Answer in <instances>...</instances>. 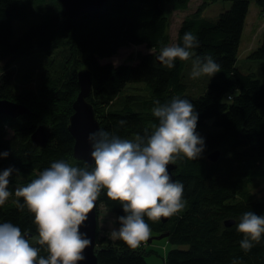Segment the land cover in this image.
Returning <instances> with one entry per match:
<instances>
[{
  "label": "trees",
  "instance_id": "trees-1",
  "mask_svg": "<svg viewBox=\"0 0 264 264\" xmlns=\"http://www.w3.org/2000/svg\"><path fill=\"white\" fill-rule=\"evenodd\" d=\"M217 1L203 0L183 19L173 44L182 46L184 33L191 31L200 46L192 50V58L177 60L168 69L155 55L172 45L171 14L188 10L191 0H109L76 22L57 0H0V98L31 111L17 118L0 115V153H9L0 158V172L16 170L9 183L13 195L0 206V223L19 227L47 257L33 239L38 236L34 216L18 208L14 192L56 161L91 169L74 158L75 140L69 131L80 91L77 72L84 67L93 77L88 101L101 129L112 135L134 139L146 128L151 131V125L158 123L152 115L157 100L165 104L173 98L187 99L198 114L196 133L204 140V151L195 161L175 162L176 181L184 187V208L167 223L145 217L151 235L169 232L170 243L189 245L169 251L166 264H233L234 260L264 264V235L245 252L240 248L243 236L235 227L247 211L264 216V196L257 192L264 182V41L248 57L261 68L249 71L247 65H239L252 0H223L231 3L229 9L215 20L203 17ZM255 2L264 17V0ZM131 45H145L155 53H140L135 65L101 63ZM196 56H211L221 71L194 94L186 69ZM23 66L26 70H21ZM40 125L51 128L45 148L31 141ZM216 150L221 154L214 163L208 155ZM101 204L113 214L118 228L122 207L104 190L97 210ZM228 220L235 222L226 226ZM96 234L99 264H148L147 241L131 249L120 240L102 237L100 226Z\"/></svg>",
  "mask_w": 264,
  "mask_h": 264
},
{
  "label": "clouds",
  "instance_id": "clouds-1",
  "mask_svg": "<svg viewBox=\"0 0 264 264\" xmlns=\"http://www.w3.org/2000/svg\"><path fill=\"white\" fill-rule=\"evenodd\" d=\"M199 41L191 32L183 35L182 46L163 47L155 58L162 66L172 69L177 60L194 56ZM154 51L153 49L151 50ZM221 66L211 56L192 62L191 78L213 77ZM152 115L158 123L145 129L143 136L122 139L103 130L88 137L94 162L91 169L72 166L63 160L51 163L26 186L15 189L16 204L34 216L38 236L33 246L20 228L10 222L0 223V264H79L92 241L80 231L95 208L101 191L122 207L111 239L120 240L131 249L138 248L151 236L152 222L169 218L184 208L183 184L173 181L168 166L178 159L195 161L204 151V140L196 133L198 114L187 99L173 98L169 103L154 101ZM121 125L125 121L119 122ZM8 152L0 153L7 158ZM12 167L0 172V206L10 196ZM23 200V204L19 201ZM236 231L243 236L240 248L247 252L264 235V216L245 212ZM233 264H239L234 260Z\"/></svg>",
  "mask_w": 264,
  "mask_h": 264
},
{
  "label": "water",
  "instance_id": "water-1",
  "mask_svg": "<svg viewBox=\"0 0 264 264\" xmlns=\"http://www.w3.org/2000/svg\"><path fill=\"white\" fill-rule=\"evenodd\" d=\"M69 15L70 19L76 22L82 15L98 11L105 7L109 0H57ZM77 78L80 85V91L73 103L74 113L70 117L69 131L72 134L75 143L73 156L76 160L84 162L88 166H93L94 162L90 159L91 145L89 135L101 129L100 123L96 118L94 106L88 101L93 88L92 72L89 69H82L77 72ZM28 106L0 98V115H6L12 118H17L21 115L30 114ZM51 137V128L46 125H40L32 134L31 141L38 148H45ZM220 151L216 150L208 155V159L212 162H217L220 158ZM177 169V164L168 166V172L173 181H176L174 171ZM98 199L95 202V208L89 214L88 220L81 227L80 231L86 233L91 239V245L85 249L83 255L85 259L79 264H99L96 253L97 247V229H98ZM169 218H161L162 223H167ZM235 221H226V226H231ZM170 233H162L153 235L147 240L151 243L154 240H160L169 237ZM30 237V235H26Z\"/></svg>",
  "mask_w": 264,
  "mask_h": 264
},
{
  "label": "rangeland",
  "instance_id": "rangeland-1",
  "mask_svg": "<svg viewBox=\"0 0 264 264\" xmlns=\"http://www.w3.org/2000/svg\"><path fill=\"white\" fill-rule=\"evenodd\" d=\"M202 2L203 0H191L188 10L174 11L171 14L170 34H171L172 44L176 40L177 32L183 19L188 14L195 12L197 8L202 4ZM230 7H231L230 2L219 0L208 7V9L204 12L203 17H208L210 19L215 20L222 12L229 9ZM263 41H264V17L261 16L260 10L255 0H252L248 15V20L240 44L238 64L241 66L243 64L247 65L246 68H249V71H255L257 70L258 67L261 68L260 65L255 64L256 62L248 60V57L253 50H255L258 46L262 44ZM140 53L148 54V53H155V51L152 52L145 45H139V46L131 45L128 47L120 48L114 57L109 59H104L101 61V63L103 64L113 63L115 66H119L122 64L135 65L137 63V59H138L137 57L139 56ZM6 62H7L6 60L2 61L1 66L5 65ZM82 69H87V68L82 67L79 70ZM21 70H26V66H23ZM191 70H192V65H190L186 69L187 78L189 80V84L191 85V87H194L193 88L194 94H197L198 91L205 88V86L210 81L209 80L210 77L202 76L197 79H192ZM196 83L199 85H196ZM257 192L258 194L264 196V182L259 185ZM98 226H100L101 229V236L102 237L106 236L109 238H111L110 236L111 231L114 228H117L115 223V217L102 204L99 206V210H98ZM188 248L189 245H179V244L170 243L168 237L160 240H154L151 243L147 242L144 245V250L146 251L145 259L148 264H166V258L169 251L173 249H188Z\"/></svg>",
  "mask_w": 264,
  "mask_h": 264
},
{
  "label": "crops",
  "instance_id": "crops-1",
  "mask_svg": "<svg viewBox=\"0 0 264 264\" xmlns=\"http://www.w3.org/2000/svg\"><path fill=\"white\" fill-rule=\"evenodd\" d=\"M247 20H248V18H247ZM247 20H246V23H247Z\"/></svg>",
  "mask_w": 264,
  "mask_h": 264
},
{
  "label": "bare ground",
  "instance_id": "bare-ground-1",
  "mask_svg": "<svg viewBox=\"0 0 264 264\" xmlns=\"http://www.w3.org/2000/svg\"><path fill=\"white\" fill-rule=\"evenodd\" d=\"M79 83V82H78ZM79 88H80V85H79Z\"/></svg>",
  "mask_w": 264,
  "mask_h": 264
}]
</instances>
